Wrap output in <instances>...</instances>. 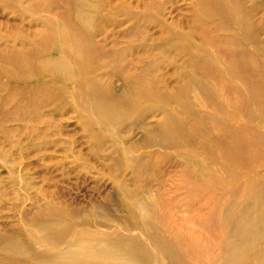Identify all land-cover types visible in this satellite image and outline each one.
<instances>
[{"label": "rangeland", "instance_id": "1", "mask_svg": "<svg viewBox=\"0 0 264 264\" xmlns=\"http://www.w3.org/2000/svg\"><path fill=\"white\" fill-rule=\"evenodd\" d=\"M247 221L264 0H0V264H223Z\"/></svg>", "mask_w": 264, "mask_h": 264}, {"label": "bare ground", "instance_id": "2", "mask_svg": "<svg viewBox=\"0 0 264 264\" xmlns=\"http://www.w3.org/2000/svg\"><path fill=\"white\" fill-rule=\"evenodd\" d=\"M247 224L251 226L252 228H254L251 222L249 223L247 221ZM146 226H147V229L151 230L152 237L154 238V240L158 241L160 245L163 244L164 237H162V234L157 232L158 230H155L153 226H149L147 224ZM154 227L156 228V226ZM252 228H249L247 229V231H244V238L242 239V241L235 244L232 249H226L224 251V254L222 255L223 264H264V245L261 246V249H259L260 251L255 252V256H253V259H250L249 257H247L248 255L247 253L251 252L253 245L257 244L258 241L260 242V239L264 238V227L258 228V229H255V228L252 229ZM76 249L84 253L88 251H94V253L98 255H102V256L108 255V251L102 248L101 249L94 248L93 246H88V245H82V244L77 245ZM76 252H77L76 250H73V251L69 250V251H65L62 253H57L54 256L52 255L50 256V258L53 260L56 259V261L58 260L64 263L74 260V262L76 263L90 264V263H86V261L84 260L77 261L79 259H77L76 257V254H75Z\"/></svg>", "mask_w": 264, "mask_h": 264}]
</instances>
